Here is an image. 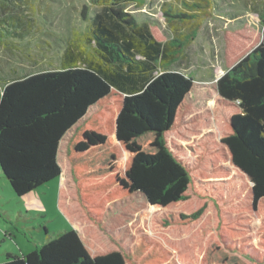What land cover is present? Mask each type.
<instances>
[{
    "label": "trees",
    "instance_id": "trees-1",
    "mask_svg": "<svg viewBox=\"0 0 264 264\" xmlns=\"http://www.w3.org/2000/svg\"><path fill=\"white\" fill-rule=\"evenodd\" d=\"M88 1L99 8L85 35L92 52L69 44L60 69L1 88L0 171L24 196L60 176L65 141L76 222L95 228L106 209L134 195L160 215L119 249L91 255L82 230L69 228L0 264H264V26L246 23L225 38L226 70L215 88L226 168L206 150L211 133L180 130L199 116L182 120L192 79L169 69L207 13L172 9L170 23L191 27L167 39L125 10L143 0ZM21 2L0 5L14 12ZM22 22L15 14L0 19V44L24 35ZM208 210L211 223L202 220Z\"/></svg>",
    "mask_w": 264,
    "mask_h": 264
},
{
    "label": "rangeland",
    "instance_id": "rangeland-1",
    "mask_svg": "<svg viewBox=\"0 0 264 264\" xmlns=\"http://www.w3.org/2000/svg\"><path fill=\"white\" fill-rule=\"evenodd\" d=\"M21 1L22 6L14 12L0 5V19L15 14L23 19L22 27L25 28L24 35L0 44V91L9 80L60 69L69 44L92 52L85 42V35L92 27L93 16L99 11L97 6L88 0ZM190 3L193 5H185ZM185 7L194 12L205 11L207 16L194 33L193 40L169 68L192 79L182 120L199 116L180 124V130L190 135L193 132L211 133L212 141L206 150L211 151L212 163L229 168L225 150L217 146L218 135L226 124L218 110L216 80L226 70V35L246 23L262 29L264 0H143L142 6L129 4L125 10L135 15L139 23L157 25L166 38L171 39L173 34L185 33L191 26L170 23L173 18L167 13ZM65 150L66 142L62 141L57 154L60 176L21 197L13 193L0 171V263L6 260L7 254H26L69 228L82 230L91 255L119 249L120 242L132 244L137 237L146 234V227L160 215V211L151 208L145 198L134 195L106 209L95 228L76 222L80 214L66 167ZM205 157L207 155H201V158ZM201 158H197L198 170L207 177L209 173ZM202 220L211 223L210 210L205 212ZM195 229L197 225L192 224L181 233L186 236Z\"/></svg>",
    "mask_w": 264,
    "mask_h": 264
},
{
    "label": "water",
    "instance_id": "water-1",
    "mask_svg": "<svg viewBox=\"0 0 264 264\" xmlns=\"http://www.w3.org/2000/svg\"><path fill=\"white\" fill-rule=\"evenodd\" d=\"M66 165L68 166L69 168V177H70V181H71V184L74 186L75 188V185H74V177H73V173H72V170H71V164L69 163V161L66 159ZM148 203V202H147ZM149 204V203H148ZM150 205V204H149ZM151 206V205H150Z\"/></svg>",
    "mask_w": 264,
    "mask_h": 264
}]
</instances>
